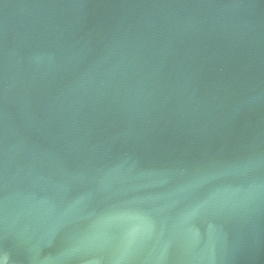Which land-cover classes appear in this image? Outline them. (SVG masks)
Returning a JSON list of instances; mask_svg holds the SVG:
<instances>
[{
  "label": "water",
  "instance_id": "obj_1",
  "mask_svg": "<svg viewBox=\"0 0 264 264\" xmlns=\"http://www.w3.org/2000/svg\"><path fill=\"white\" fill-rule=\"evenodd\" d=\"M0 264H264V0H0Z\"/></svg>",
  "mask_w": 264,
  "mask_h": 264
}]
</instances>
